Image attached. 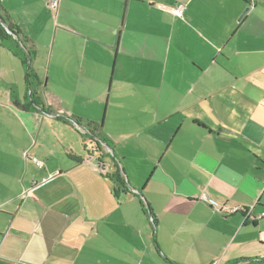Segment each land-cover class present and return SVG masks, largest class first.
Segmentation results:
<instances>
[{
    "label": "crops",
    "instance_id": "1",
    "mask_svg": "<svg viewBox=\"0 0 264 264\" xmlns=\"http://www.w3.org/2000/svg\"><path fill=\"white\" fill-rule=\"evenodd\" d=\"M48 3L0 0V264H264L201 200L264 211V0Z\"/></svg>",
    "mask_w": 264,
    "mask_h": 264
},
{
    "label": "built area",
    "instance_id": "2",
    "mask_svg": "<svg viewBox=\"0 0 264 264\" xmlns=\"http://www.w3.org/2000/svg\"><path fill=\"white\" fill-rule=\"evenodd\" d=\"M60 1L61 0H49V8L54 11L57 12L59 7H60ZM251 2H255V0H251ZM164 10H168L167 8L163 7ZM172 12L174 13V15L178 16V17H182L183 13H184V7H178L174 10H172ZM85 131V130H84ZM85 134L86 131H85ZM55 175H53L52 178H54ZM51 178V179H52ZM201 200H203L204 202L208 203L209 205H211V207H213L214 209H216V211L218 212H225L226 215H230V214H235V213H242L244 214V217L246 219H252V220H256V219H262L264 218V211L262 213H260L258 216L254 215V209L250 208V209H245L243 207H237V208H233V209H229L226 206L223 205H218L216 203H214L213 201L209 200L208 197H206L205 195H202Z\"/></svg>",
    "mask_w": 264,
    "mask_h": 264
},
{
    "label": "trees",
    "instance_id": "3",
    "mask_svg": "<svg viewBox=\"0 0 264 264\" xmlns=\"http://www.w3.org/2000/svg\"><path fill=\"white\" fill-rule=\"evenodd\" d=\"M12 33L17 35L14 31L10 29V31H5L1 26H0V39L1 41H7V40H12V36H9L8 34ZM15 40V39H14ZM13 53L15 56L19 57L23 63V65L27 69V77L30 78V64H29V56L26 55V53L22 50L20 47L19 43L17 42V39L15 40V43L13 44ZM88 135H84V137H87ZM112 179L120 186L123 187V191H127V187L125 186V180L121 174V170L116 171V173L112 176Z\"/></svg>",
    "mask_w": 264,
    "mask_h": 264
},
{
    "label": "water",
    "instance_id": "4",
    "mask_svg": "<svg viewBox=\"0 0 264 264\" xmlns=\"http://www.w3.org/2000/svg\"><path fill=\"white\" fill-rule=\"evenodd\" d=\"M249 10H250V9L247 8V9L243 12V14L241 15V18H240V19H242V18L245 16V14H246ZM2 24H3V22H2ZM10 34L13 35L14 37H16V38L18 39L17 35L12 34V33H10ZM85 131H86L87 135H90V134H91V132H90L89 130L85 129ZM96 141H98V139H96ZM98 142H99V141H98Z\"/></svg>",
    "mask_w": 264,
    "mask_h": 264
}]
</instances>
